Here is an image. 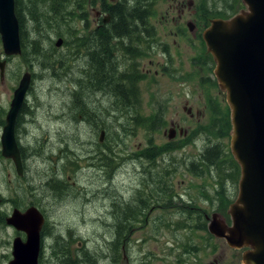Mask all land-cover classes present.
<instances>
[{"label":"rangeland","instance_id":"1","mask_svg":"<svg viewBox=\"0 0 264 264\" xmlns=\"http://www.w3.org/2000/svg\"><path fill=\"white\" fill-rule=\"evenodd\" d=\"M213 6L156 0L144 25L124 13L129 35L104 34L96 48L82 36L95 30L92 0H22L21 52L6 55L0 39L2 114L23 73L31 76L19 109L20 180L0 162V264L12 259L13 238H26L5 218L29 204L46 215L38 264H243V247L207 228L213 213L230 225L240 178L226 93L202 38L222 17L223 2ZM132 80L135 94L122 100L117 89ZM212 146L222 168L200 159Z\"/></svg>","mask_w":264,"mask_h":264},{"label":"water","instance_id":"2","mask_svg":"<svg viewBox=\"0 0 264 264\" xmlns=\"http://www.w3.org/2000/svg\"><path fill=\"white\" fill-rule=\"evenodd\" d=\"M244 9L229 18H212L202 38L215 61L214 74L230 109V149L240 165L238 194L229 205L231 224L211 215L210 233L235 248H246L243 264H264V0H242ZM0 39L6 55L21 52L14 0H0ZM62 43V38L55 42ZM4 61H0L1 73ZM23 73L15 88L1 135L2 155L11 158L19 174L22 165L13 130L15 117L30 85ZM104 132H100L99 141ZM171 130L169 137H173ZM6 222L26 234L13 239L8 264H38L43 215L36 207L14 209Z\"/></svg>","mask_w":264,"mask_h":264},{"label":"flooded vegetation","instance_id":"3","mask_svg":"<svg viewBox=\"0 0 264 264\" xmlns=\"http://www.w3.org/2000/svg\"><path fill=\"white\" fill-rule=\"evenodd\" d=\"M92 1L95 2V6H96L95 9H94L95 12H94V19H93V22L95 24V27H94L95 30L90 29L87 33L83 34L82 36L88 38L89 39V43L93 47H96V48L99 47V44L101 42L100 40L103 39V35L104 34H108V37L123 38L121 36V34L115 35V33L113 31L107 30L108 27L111 28L112 24L115 21V15L112 14L113 13L112 10H116L118 8V5L119 4H122L123 0H111V2H108V1L104 0L103 3L100 6V9H98V4L96 5V0H92ZM76 3L79 4V0H76ZM178 5H179V10H180V8H182L184 6V3L183 2H178ZM21 6H22V0H14L15 14H16V17L18 19L19 27H20V13H21V9L20 8H21ZM106 10H110L111 13H109V12L107 13ZM147 33H148V31H147L146 27H145L144 30H142V31L139 32V38H140L139 39V43L140 44L143 43V40L142 39H144V34H147ZM128 35H129V31L126 30L125 33H124V37L126 38ZM57 38H60L61 39L62 37H57ZM62 41H63V38H62ZM135 42H137V39H136ZM125 48L127 49L128 52H131V50L134 49L133 47H131V45H129V46L127 45ZM94 49H93V53H94ZM212 61H213V59H212ZM5 65L6 64L4 63V69H3V72L2 73H1V70H0V79L1 80L3 79V74H4L5 67H6ZM13 93H14V91H13ZM13 93H12V97H11V99L9 101L10 103H11V100L13 98ZM10 103H9V107H10ZM1 109L2 108H0V148H1V151H0V162H3V161L8 162V164L10 166V170L16 175L17 180H20V178H21V176L23 174H19L18 173V171L16 169V166H15V163L13 162V160L11 158H7V157H4L2 155L1 135L3 133V128H4V125L6 123V115H7V112H8L9 109H7V111L5 113H3V114L1 112ZM19 111H18V113H17V115L15 117L13 134H14V138H15L16 145H17V147L19 149V152H20L21 165H22V173H23V171H24V153L21 152V142H20V140L18 138V135H17V132L19 131V127L18 126H19L20 115L22 113V111L21 112H19ZM3 116H4V118H3ZM175 127H176V125L174 127H172V128H174L172 130L173 133H174V135H175V132H176ZM101 131H103L105 133L104 130H101ZM179 131H180V133L182 135H186L188 130L187 129H185V130L180 129ZM7 175L10 176L11 175V172L8 171ZM10 189L13 190L12 188H10ZM31 206L36 207L40 211V213L43 215V224H42L41 231H40V236H41L42 235V228L45 226V222H46V215L41 210V208H40L39 205H37V204L36 205L29 204L27 207H24L22 209L18 208L17 206H14L13 209H12V211L14 209H17V210H19L21 212H24L28 207H31ZM5 220H6V218H5ZM16 231L18 233H22L23 232V231H19L17 229H16ZM17 236H19V235H16L15 237H17ZM23 240H25V239H23Z\"/></svg>","mask_w":264,"mask_h":264},{"label":"trees","instance_id":"4","mask_svg":"<svg viewBox=\"0 0 264 264\" xmlns=\"http://www.w3.org/2000/svg\"><path fill=\"white\" fill-rule=\"evenodd\" d=\"M128 1L133 3L132 7L129 6V2L127 3V0H123L122 4H119L118 8L116 10H112L113 11L112 14L116 15L117 13H120L122 15V17L120 19H117L115 17L116 20L112 24L111 28L110 27L107 28V30L113 31L115 33V35L121 34L122 36H124V33L127 30V25L125 22L126 20H124L125 19L124 13L127 14V17L129 18V21L132 24L137 23L138 25L139 24L144 25L146 23L147 19L149 18L150 14H151L150 12L152 9V5L154 4V2L156 0H128ZM218 1H222L223 6L221 8H219L221 11L217 15L222 16L224 18L229 17L230 15L237 12V10L242 7L240 0H211V8H214L213 4L214 3L216 4V2H218ZM52 7L55 8V5H53ZM53 10H56V9H53ZM208 12L215 13V11H213V10L208 11ZM145 27H146V25H145ZM149 29H150V26H149ZM100 52H101V54H100L99 59L101 60V63H103V64L101 66V63L99 61L98 68L103 69L102 67L106 65V61H105L106 58H105V60L103 58V55H104L103 49ZM131 53H135V51L132 49ZM130 77L131 76L127 75L126 73H122L119 76V78L122 80H127ZM117 91L118 92H116V94L119 97H121L122 100L123 99L126 100L129 93H131L133 95L135 94V82L132 80L131 82L129 81V83H127V84H125V83L120 84ZM226 119H227L226 126H227V128H230L228 115L226 116ZM227 134H228V132H227ZM216 149H218L217 146H212V148L210 147V148L206 149V151L201 155L200 159L204 162L205 166H209V165L216 166L217 165V167H221V168L223 167L224 162L223 163L220 162L219 156L215 152ZM224 170H225V168L222 171H224ZM219 174H222V173H219Z\"/></svg>","mask_w":264,"mask_h":264},{"label":"bare ground","instance_id":"5","mask_svg":"<svg viewBox=\"0 0 264 264\" xmlns=\"http://www.w3.org/2000/svg\"><path fill=\"white\" fill-rule=\"evenodd\" d=\"M134 31V30H133ZM88 54V53H87ZM85 57V56H84ZM74 60H76V59H74ZM84 62V61H83ZM72 66V65H71ZM111 115V114H110ZM111 149V148H110ZM109 149V150H110ZM112 150V149H111ZM110 158H111V156H110ZM120 159V158H119ZM100 196V195H99ZM98 223V222H97ZM107 226V225H106ZM116 226V225H115ZM114 233V232H113ZM64 248V247H63Z\"/></svg>","mask_w":264,"mask_h":264}]
</instances>
